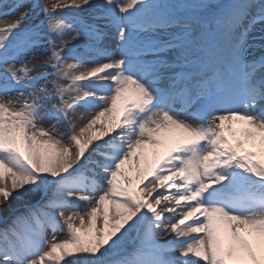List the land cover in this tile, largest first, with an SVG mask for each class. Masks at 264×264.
<instances>
[{
  "label": "snow or ice",
  "instance_id": "obj_1",
  "mask_svg": "<svg viewBox=\"0 0 264 264\" xmlns=\"http://www.w3.org/2000/svg\"><path fill=\"white\" fill-rule=\"evenodd\" d=\"M0 264H264V0H0Z\"/></svg>",
  "mask_w": 264,
  "mask_h": 264
}]
</instances>
